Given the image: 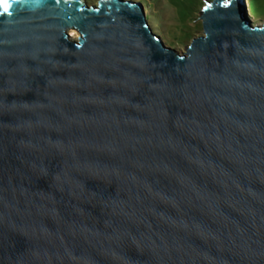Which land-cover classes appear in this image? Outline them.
<instances>
[{
  "label": "water",
  "instance_id": "1",
  "mask_svg": "<svg viewBox=\"0 0 264 264\" xmlns=\"http://www.w3.org/2000/svg\"><path fill=\"white\" fill-rule=\"evenodd\" d=\"M8 4L0 264H264V19L205 1L177 50L130 0Z\"/></svg>",
  "mask_w": 264,
  "mask_h": 264
},
{
  "label": "rangeland",
  "instance_id": "2",
  "mask_svg": "<svg viewBox=\"0 0 264 264\" xmlns=\"http://www.w3.org/2000/svg\"><path fill=\"white\" fill-rule=\"evenodd\" d=\"M99 0H85L87 6L97 5ZM139 3L153 32L163 43L173 49L184 50L193 38L203 35L200 11L205 1L212 0H130ZM247 14L252 20L264 19V0H244ZM77 39L79 34L69 30Z\"/></svg>",
  "mask_w": 264,
  "mask_h": 264
},
{
  "label": "snow or ice",
  "instance_id": "3",
  "mask_svg": "<svg viewBox=\"0 0 264 264\" xmlns=\"http://www.w3.org/2000/svg\"><path fill=\"white\" fill-rule=\"evenodd\" d=\"M8 7H9L8 0H0V8H3V10L7 12Z\"/></svg>",
  "mask_w": 264,
  "mask_h": 264
},
{
  "label": "bare ground",
  "instance_id": "4",
  "mask_svg": "<svg viewBox=\"0 0 264 264\" xmlns=\"http://www.w3.org/2000/svg\"><path fill=\"white\" fill-rule=\"evenodd\" d=\"M244 1V0H243ZM244 3V2H243Z\"/></svg>",
  "mask_w": 264,
  "mask_h": 264
}]
</instances>
